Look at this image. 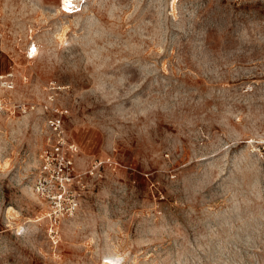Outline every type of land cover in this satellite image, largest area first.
<instances>
[{
  "label": "rangeland",
  "instance_id": "374dc122",
  "mask_svg": "<svg viewBox=\"0 0 264 264\" xmlns=\"http://www.w3.org/2000/svg\"><path fill=\"white\" fill-rule=\"evenodd\" d=\"M75 1L0 0V264H264V0ZM55 109L83 188L53 236Z\"/></svg>",
  "mask_w": 264,
  "mask_h": 264
},
{
  "label": "built area",
  "instance_id": "2783aa9c",
  "mask_svg": "<svg viewBox=\"0 0 264 264\" xmlns=\"http://www.w3.org/2000/svg\"><path fill=\"white\" fill-rule=\"evenodd\" d=\"M71 1L61 3L62 12L73 14L79 11L77 1ZM35 52L34 45L28 47L29 57L34 56ZM10 77V74L1 77L4 87L13 86ZM54 112L45 121V145L39 155L37 170L31 177L33 194L46 202L49 232L53 236L58 233L60 221L77 211L80 205L79 191L83 188V173L76 171L72 157L77 146L67 136L62 114L56 109Z\"/></svg>",
  "mask_w": 264,
  "mask_h": 264
},
{
  "label": "bare ground",
  "instance_id": "6f19581e",
  "mask_svg": "<svg viewBox=\"0 0 264 264\" xmlns=\"http://www.w3.org/2000/svg\"><path fill=\"white\" fill-rule=\"evenodd\" d=\"M64 1H69V2H70V0H62V3H63ZM71 2H73V0H72Z\"/></svg>",
  "mask_w": 264,
  "mask_h": 264
}]
</instances>
